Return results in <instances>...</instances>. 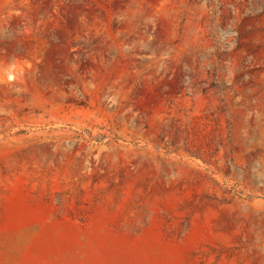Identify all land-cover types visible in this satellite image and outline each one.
Wrapping results in <instances>:
<instances>
[{
	"label": "rangeland",
	"instance_id": "obj_1",
	"mask_svg": "<svg viewBox=\"0 0 264 264\" xmlns=\"http://www.w3.org/2000/svg\"><path fill=\"white\" fill-rule=\"evenodd\" d=\"M0 264H264V0H0Z\"/></svg>",
	"mask_w": 264,
	"mask_h": 264
}]
</instances>
